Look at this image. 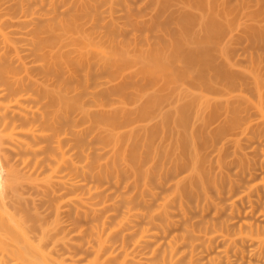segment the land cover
Returning <instances> with one entry per match:
<instances>
[{
    "label": "bare ground",
    "instance_id": "6f19581e",
    "mask_svg": "<svg viewBox=\"0 0 264 264\" xmlns=\"http://www.w3.org/2000/svg\"><path fill=\"white\" fill-rule=\"evenodd\" d=\"M121 1L130 5L129 0H0V264H142L130 258L125 236L116 246L114 232L105 234V219L90 235L77 225L81 217H98L97 207L109 202L95 201L101 186L84 180H119L131 172L140 189L142 182L146 187L186 171L174 186L176 198L208 195V187L224 175L213 176L200 151L230 134V94L252 85L262 97V72L259 64L260 75L255 68L256 57L264 61V0L255 6L262 11L259 25L248 24L252 36L246 41L254 47L243 49L256 66L250 80L234 72L233 30L242 23L235 16L238 24L233 21L237 9L233 12L228 0H150L155 12L148 20L125 5L124 23L112 15L106 21L102 6L112 14ZM174 6L180 15L172 21L166 13ZM252 16L242 15L251 21ZM220 116L213 132L205 129ZM199 120L202 129L195 126ZM89 137L98 138L97 149L109 148L111 156H95ZM260 188L264 191L263 178ZM29 189L49 200L50 220L46 208L41 214L29 206L37 199ZM70 221L77 225L71 232ZM249 226L264 234V227ZM73 232L80 239L86 234L91 247L72 240ZM258 242L255 255L261 261L264 239ZM60 246L69 256L58 252ZM76 248L93 252L82 258L85 252L78 256ZM178 263L166 254L156 259V264Z\"/></svg>",
    "mask_w": 264,
    "mask_h": 264
},
{
    "label": "rangeland",
    "instance_id": "374dc122",
    "mask_svg": "<svg viewBox=\"0 0 264 264\" xmlns=\"http://www.w3.org/2000/svg\"><path fill=\"white\" fill-rule=\"evenodd\" d=\"M228 1L230 5L234 7L233 12L237 9L235 14L233 13L234 15H232L233 18L235 16L236 19H241L238 21L234 18L235 20L233 21H235L236 24H238L236 21L242 23H240L241 25H235L236 27L233 31L236 36L232 33L233 37L235 36L232 38L234 39L232 45L234 44L233 48L235 49V55H233L231 59L234 64L236 63V65H238L234 67V72L250 80L253 79L251 75L259 73L258 70L260 67L262 73L260 72L261 76H259L260 73L258 76L260 78L263 77L262 82H264L263 58L260 57L259 59V56L256 57V61H258L256 67L253 65L254 63H252L253 61L251 58H249L243 50H249L247 49L248 46L251 49L254 47L247 43L246 38L250 39L252 36V29L248 24H251L253 21L255 24L258 18L257 16L261 17L260 14H262L259 8L261 13L258 14V12H255L258 10H256V8L259 7H255L258 0H247L246 5L241 4V0ZM259 1L261 2V0ZM150 3V0H129L128 4L130 5L128 6L121 1V3H117L113 7V10L111 9L112 14L108 5L102 6L100 12H103L101 15H104L106 21H109L112 16H114V18L118 19L119 23H124L125 17L128 18V9H130L134 14L140 15V19L143 17L142 20L145 21L150 19L155 12L153 11L154 8H151L153 4H151V6L149 5ZM261 4L262 2L260 5ZM125 5L129 8L126 9ZM242 5L245 7L248 5V10L246 9L245 12H253L252 18H255V20L252 19L251 21L250 17L249 19L247 17H242L243 14H246L244 10H242L244 9ZM260 8L262 9V7ZM61 10L65 11V8H59V12H61ZM170 10V12L168 11L169 13H166V17H171L170 19L173 21L180 14L178 15V10L175 6L171 7ZM126 11L128 12L126 13ZM170 13L171 16H168ZM247 15L249 16L250 13ZM256 23L258 24V21H256ZM171 28L173 29L175 27L171 26ZM129 30H127L126 34L132 38L131 28H129ZM247 30H249L250 33L249 31L247 32ZM153 33L150 35L154 38L155 36ZM259 62H261V64ZM253 66L256 67L255 70L258 68L256 73L254 72L255 70H253ZM251 70H253V73ZM261 86V99L252 85L245 86L243 91H240V88L238 90L237 87L236 90L230 94V134L227 133L229 135H227L228 138H219L213 145L211 144L212 142H209V144L206 143L201 147L202 150L200 152L201 156L206 160V168L214 174L213 176H216V174L217 177L224 175V179L220 177L221 179L219 180V178H217V180H219L217 186L211 185L208 187V195L201 194L196 197L193 196V199H184L183 202H181L179 198H176L178 195L175 193L174 186L178 179L188 174L186 171H180L179 174L163 176L161 181L155 180L146 187L143 186V182L142 184L139 183L140 189H136L134 186L135 184H133L134 180L132 175V178L128 175L131 174V172H128L127 175H122L119 180L110 178L108 180L104 179L103 181H98L88 177L87 180H84V183L89 186H101V193L94 197L95 201L101 203L107 198L109 202L107 201V204H100L97 207L99 209L98 217H93L92 215L86 219L81 217L77 225H82L81 227L87 231L84 232L89 233L88 230L90 228L92 230L93 227L98 225L97 223L100 224V221L105 219L107 221V230L105 229V234L110 231L114 232L110 235L113 237L112 241L115 243L118 242L115 244L116 246L120 245L121 241L119 240L125 236L126 238H124L126 239L128 251L131 253L130 258H136L135 260L141 261L142 264H156V259L162 258L164 254H166L168 259L173 256L174 261H179L178 264H264V259L260 261L255 255L259 251L258 244H260V242H258V240L264 239V234H257L256 229H252L249 226L250 223H253L254 225L264 227V191L261 188L257 190V184L262 182V178L264 179V85ZM222 117L220 116L219 118L217 117L216 119L210 120L205 129L214 131L221 123ZM195 126L198 129H202L204 124L199 120L195 123ZM86 139L95 156L102 159L111 156V152L108 153L109 148L108 150L105 149L102 151L97 149L99 148L98 138L89 137ZM222 139L227 140L223 141ZM222 141L225 142L226 145L224 146L225 149H223V152L219 153L218 147H221ZM75 157L76 159H81L79 156ZM174 157L175 155L169 159H173ZM218 158H221V161L224 163V165L221 166L222 168L217 166L219 163L222 164L220 160V162L216 164ZM79 179H83V177L79 176ZM187 181L188 179L184 181L186 182L185 184H188L189 181ZM30 190L31 189H29L28 192H32ZM33 192L34 194L36 193L35 190H33ZM32 194L30 193V196L28 195L29 200L34 196L35 198L39 196L36 195L37 193L35 195L33 194L34 196ZM128 196L130 198H136L133 200L132 204L134 206L132 205V210H130V208H132L131 205L128 210L129 204L127 201H130ZM44 197L42 198V196H40L39 199H35L37 201L32 199L34 202L32 200L30 202L28 201L29 206L38 207L41 209H39L41 214L42 212L44 213L46 206L48 208L50 204L49 200L44 199ZM127 198L129 200H127ZM47 201L49 202L48 204ZM35 204L37 206H35ZM50 211L48 212L50 213ZM48 212V216L44 214L47 220H50L52 216L51 213L49 214ZM63 217L65 216L63 215ZM43 218L45 217L43 216ZM66 219L68 218L65 217V221ZM71 221L68 225L70 226L69 230L76 225L72 226ZM65 223H68V221ZM65 226L67 225L65 224ZM69 232H71V230ZM91 232L92 231H90V233ZM73 233L69 234V236L71 235L70 238L73 236L75 239H80L78 232L77 234ZM115 233L116 235H114ZM83 236L81 237L83 240V242H81V247L82 243L85 246L88 240L86 237L87 235L85 237ZM71 239L73 240V238ZM81 239L79 241L76 240V242H80ZM91 241H87V243L91 244ZM74 242L75 241L72 243ZM87 247L91 246L89 245ZM86 248H76L73 249V251L75 250L76 252L74 251V253L78 254V256L79 253L77 252H85V254H81L82 256L80 255L79 257L83 258L84 256L88 258L90 254H92L91 252H93V249L88 248V250L91 251L89 252ZM58 249H60L58 252L62 254V252H65L64 249L66 248L64 247L62 250L60 246ZM85 250L89 255H87ZM67 255L66 253V256ZM115 261L116 260H114V262Z\"/></svg>",
    "mask_w": 264,
    "mask_h": 264
}]
</instances>
